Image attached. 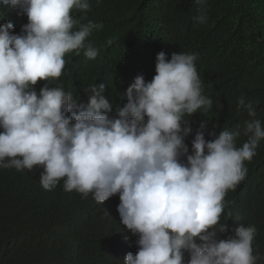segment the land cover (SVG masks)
Segmentation results:
<instances>
[{"label":"clouds","instance_id":"obj_1","mask_svg":"<svg viewBox=\"0 0 264 264\" xmlns=\"http://www.w3.org/2000/svg\"><path fill=\"white\" fill-rule=\"evenodd\" d=\"M195 3L193 19L206 23L207 0ZM0 7L25 14L18 25L0 10V165L42 169L46 191L63 180L64 191L91 194L100 204L118 194L121 224L138 236V251L132 239L124 264H257L254 225L225 239L218 234L227 232L225 196L246 179L245 162L257 155L264 126L247 122L241 147L239 130L209 132L210 140L198 130L186 138L185 117L213 106L202 94L196 55L168 59L159 52L151 81L138 75L124 93L127 102L109 115L103 84L85 90L86 104L62 86L49 87L61 77L66 54H98L89 37L103 25L71 14L89 11V0H0ZM38 81L45 82L39 93ZM258 103L241 95L238 111L255 117Z\"/></svg>","mask_w":264,"mask_h":264},{"label":"trees","instance_id":"obj_2","mask_svg":"<svg viewBox=\"0 0 264 264\" xmlns=\"http://www.w3.org/2000/svg\"><path fill=\"white\" fill-rule=\"evenodd\" d=\"M90 10H73L81 23L89 20L103 27L93 30L89 42L98 50L89 59L84 50L65 55L61 77L49 87L62 86L77 103H87L91 86H105L104 95L113 105L109 115L127 102L126 89L138 75L151 81L156 56L163 51L195 54V67L203 95L212 99V108L185 117L194 137L198 130L209 132L239 130L241 147L247 122L259 119L264 126V0H207V22L200 24L195 0H89ZM0 10L7 22L22 24L19 7ZM25 25V24H24ZM110 42V43H109ZM44 81H38L39 93ZM258 101L256 116L238 111V98ZM185 138V139H186ZM257 155L245 162L247 177L225 196L221 222L225 239L235 236L241 226L254 225V255L264 264V140ZM37 168L29 172L0 165V264H124L125 249L133 235L121 224L117 212L119 195L103 204L89 194L66 192L63 180L51 191L40 184ZM230 214V215H229Z\"/></svg>","mask_w":264,"mask_h":264},{"label":"rangeland","instance_id":"obj_3","mask_svg":"<svg viewBox=\"0 0 264 264\" xmlns=\"http://www.w3.org/2000/svg\"><path fill=\"white\" fill-rule=\"evenodd\" d=\"M24 22H25V24L28 23V18H26V19L24 20Z\"/></svg>","mask_w":264,"mask_h":264}]
</instances>
